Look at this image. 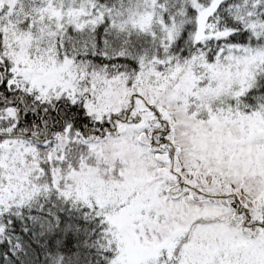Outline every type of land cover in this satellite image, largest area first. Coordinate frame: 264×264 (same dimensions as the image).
Here are the masks:
<instances>
[{
  "label": "snow or ice",
  "instance_id": "1",
  "mask_svg": "<svg viewBox=\"0 0 264 264\" xmlns=\"http://www.w3.org/2000/svg\"><path fill=\"white\" fill-rule=\"evenodd\" d=\"M0 264H264V0H0Z\"/></svg>",
  "mask_w": 264,
  "mask_h": 264
}]
</instances>
